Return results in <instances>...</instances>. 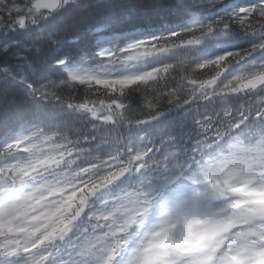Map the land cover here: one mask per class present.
<instances>
[{
  "label": "snow or ice",
  "instance_id": "snow-or-ice-1",
  "mask_svg": "<svg viewBox=\"0 0 264 264\" xmlns=\"http://www.w3.org/2000/svg\"><path fill=\"white\" fill-rule=\"evenodd\" d=\"M73 9L95 23L54 26ZM137 185L177 211L223 199L234 212L201 248L159 264L264 257V206L234 199L264 192V0H0V264H116L130 244L95 251L118 235L105 221L120 211L99 200ZM41 189L69 205L63 226L25 238L16 221ZM90 209L109 231L61 259Z\"/></svg>",
  "mask_w": 264,
  "mask_h": 264
},
{
  "label": "clouds",
  "instance_id": "clouds-1",
  "mask_svg": "<svg viewBox=\"0 0 264 264\" xmlns=\"http://www.w3.org/2000/svg\"><path fill=\"white\" fill-rule=\"evenodd\" d=\"M218 169L219 165L213 168L217 178L220 176ZM60 179L66 178L60 177ZM199 186L208 187L209 182ZM18 188L20 190L15 194L17 197L27 191V184H19ZM132 192L134 194H129ZM101 197L100 208L108 210L114 206L120 208V211L110 215L105 221L111 226L112 231L118 232V235L99 241L95 251L100 253L111 246L113 239L118 243L125 241L130 244V248L120 245L118 252L120 259L116 264H126L131 248L140 249L137 253L140 264H159V256L177 250L195 251L207 242L210 235L209 229H223L229 226L234 216L231 210L227 212L221 210L226 204L223 199L205 201L199 207L193 202H187L178 211L171 203L156 204L147 185L143 188L138 185L134 188L130 186L109 188L101 194ZM234 199L252 202L248 206H264V192H253L249 195L234 197ZM59 201L58 195L50 194L47 190L41 189L36 192L29 201L33 210L16 221L20 227L26 229L21 236L27 238L34 234L39 238L54 227H62L69 205L61 206ZM15 202L19 203V200ZM4 206V197L0 196V208ZM185 217L189 218L188 222ZM100 231H109V229L99 227V222L90 209L88 214L74 225L71 235L61 245L65 250L61 259H72L69 253L74 252L75 248L71 246L85 243L89 237ZM259 264H264V257L259 258Z\"/></svg>",
  "mask_w": 264,
  "mask_h": 264
},
{
  "label": "trees",
  "instance_id": "trees-1",
  "mask_svg": "<svg viewBox=\"0 0 264 264\" xmlns=\"http://www.w3.org/2000/svg\"><path fill=\"white\" fill-rule=\"evenodd\" d=\"M54 26L58 27H71L72 25H79L83 30L91 27L95 20H81V18L76 14L75 10H69L65 12L62 16L58 17L54 22ZM18 39L30 40L31 37L26 36L23 33L17 34Z\"/></svg>",
  "mask_w": 264,
  "mask_h": 264
}]
</instances>
